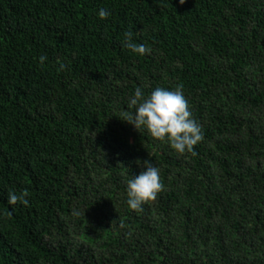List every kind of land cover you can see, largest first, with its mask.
I'll return each instance as SVG.
<instances>
[{"label": "trees", "instance_id": "trees-1", "mask_svg": "<svg viewBox=\"0 0 264 264\" xmlns=\"http://www.w3.org/2000/svg\"><path fill=\"white\" fill-rule=\"evenodd\" d=\"M177 84L196 155L120 119ZM137 159L164 185L139 214ZM0 264H264V0H0Z\"/></svg>", "mask_w": 264, "mask_h": 264}, {"label": "clouds", "instance_id": "clouds-1", "mask_svg": "<svg viewBox=\"0 0 264 264\" xmlns=\"http://www.w3.org/2000/svg\"><path fill=\"white\" fill-rule=\"evenodd\" d=\"M185 2L186 0H179L181 5ZM96 15L100 19H107L111 11L101 7ZM123 37L122 46L132 53L140 56L151 53L150 47L134 42L132 31L124 32ZM46 59V56L41 55L39 63L43 65ZM58 63L57 71H63L65 64L59 61ZM126 109L120 113V119L131 124L139 132L144 129L152 138L167 141L171 149L178 154L189 152L196 155L194 146L202 141L203 132L201 125L193 117L183 92V84H177L174 89L155 87L148 93L138 86L128 99ZM135 162L141 165L143 170L126 180V203L129 209L139 214L143 211L145 203L156 199L164 185L159 167L151 160L137 159ZM27 197V191L20 193L9 191L7 203L14 206L19 202L27 206L29 204ZM73 215H79V212L74 211ZM121 226L123 227V222Z\"/></svg>", "mask_w": 264, "mask_h": 264}]
</instances>
